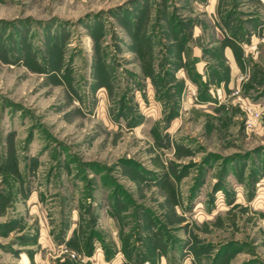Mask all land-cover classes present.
Wrapping results in <instances>:
<instances>
[{
    "label": "rangeland",
    "instance_id": "1",
    "mask_svg": "<svg viewBox=\"0 0 264 264\" xmlns=\"http://www.w3.org/2000/svg\"><path fill=\"white\" fill-rule=\"evenodd\" d=\"M263 28L264 0H0V264H264Z\"/></svg>",
    "mask_w": 264,
    "mask_h": 264
},
{
    "label": "crops",
    "instance_id": "2",
    "mask_svg": "<svg viewBox=\"0 0 264 264\" xmlns=\"http://www.w3.org/2000/svg\"><path fill=\"white\" fill-rule=\"evenodd\" d=\"M262 31L264 33V28ZM219 40H223L222 58L225 64L227 65V74H226L227 81L225 84V88L223 87L224 86L223 85L216 89L217 94L222 95V93L226 90V88H229L232 85L233 75L240 69V65L236 60V53L239 56H242L241 55L242 51L240 48L241 46L238 44V41H240L239 39H237V41H234V42H233V39L231 41L226 40V42L224 41V39H219ZM247 40L248 42L244 44L245 46H244V49L242 50L243 51L245 50L246 52L248 51L252 52V49H255L256 52L259 53L258 62L262 63L263 65L262 67L264 68V41L261 39H251V38ZM192 52L195 57L201 58L200 57L201 53L199 52V48L197 46L193 48ZM199 64H197V66H199Z\"/></svg>",
    "mask_w": 264,
    "mask_h": 264
},
{
    "label": "built area",
    "instance_id": "3",
    "mask_svg": "<svg viewBox=\"0 0 264 264\" xmlns=\"http://www.w3.org/2000/svg\"><path fill=\"white\" fill-rule=\"evenodd\" d=\"M238 79H240V77H238ZM246 113H247L245 117L246 124H250V122L254 121L258 116V113L255 111V109L249 108L248 105L246 106Z\"/></svg>",
    "mask_w": 264,
    "mask_h": 264
}]
</instances>
